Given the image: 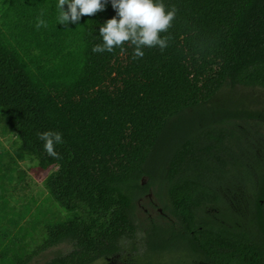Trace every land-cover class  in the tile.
I'll return each instance as SVG.
<instances>
[{"label":"trees","instance_id":"obj_1","mask_svg":"<svg viewBox=\"0 0 264 264\" xmlns=\"http://www.w3.org/2000/svg\"><path fill=\"white\" fill-rule=\"evenodd\" d=\"M156 2L175 9L161 33L168 46L134 60L130 43L92 51L117 16L112 0L67 25L58 0L9 1L15 29L0 30V128L16 136L9 163L56 166L44 183L66 214L33 250L0 228V264H29L63 241L72 251L41 264L115 254L135 236V199L147 190L164 194L165 212L147 221L133 264H264V143L259 153L249 141L264 107L238 93L264 89V0ZM38 18L47 26L37 29ZM45 131L62 134L59 158L44 150ZM228 186L245 191L242 209Z\"/></svg>","mask_w":264,"mask_h":264},{"label":"rangeland","instance_id":"obj_2","mask_svg":"<svg viewBox=\"0 0 264 264\" xmlns=\"http://www.w3.org/2000/svg\"><path fill=\"white\" fill-rule=\"evenodd\" d=\"M10 0H0V30L13 31L15 16L9 9ZM34 55L36 51H31ZM44 63V59L42 60ZM239 92L248 97L256 106L264 107V89L239 87ZM240 129L247 132L245 123L239 122ZM257 132L254 140H249L260 152V145L264 143V122L249 124ZM253 132V131H252ZM247 139V138H246ZM248 140V139H247ZM16 146V136L0 128V228L9 232L7 240L15 236L25 243L29 250L37 248L47 237L46 224L66 212L50 196L44 180L57 167L52 166L40 171L34 157H27L17 164L9 163L11 152ZM10 165V166H9ZM148 182V178H145ZM229 200L236 207L242 209L247 204L246 193L241 186H228ZM164 194L162 199L155 191L147 190L136 196L137 230L133 238L122 240L120 251L104 257L91 264H133L132 255L143 248L145 226L149 218L155 217L163 211ZM73 243L63 241L51 245L36 255L29 264H41L57 254L72 251ZM207 264V263H201Z\"/></svg>","mask_w":264,"mask_h":264},{"label":"clouds","instance_id":"obj_3","mask_svg":"<svg viewBox=\"0 0 264 264\" xmlns=\"http://www.w3.org/2000/svg\"><path fill=\"white\" fill-rule=\"evenodd\" d=\"M107 0H58V22L67 25L77 23L83 16H92L105 10ZM68 5L65 10L64 6ZM112 7L117 10V16L108 19L100 27L103 43L95 45L93 52H112L115 47L130 43L134 46L133 59H142L143 49L159 47L162 51L168 46V38L161 37L172 27L175 19V9H165L156 0H112ZM46 22L38 18L36 27H46ZM44 142L46 153L59 158L57 144H63L62 134L58 131L37 133Z\"/></svg>","mask_w":264,"mask_h":264}]
</instances>
